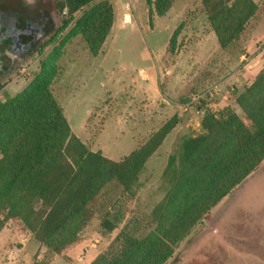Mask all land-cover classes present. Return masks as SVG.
I'll use <instances>...</instances> for the list:
<instances>
[{"label": "rangeland", "instance_id": "rangeland-1", "mask_svg": "<svg viewBox=\"0 0 264 264\" xmlns=\"http://www.w3.org/2000/svg\"><path fill=\"white\" fill-rule=\"evenodd\" d=\"M99 1L92 0L84 10ZM105 1L112 7V23L95 56L72 31L81 11L72 19L65 14V24L62 21L37 46H28L17 65L0 77V102L26 89L42 63L52 59L55 73L49 90L70 131L88 149L115 161L174 118L175 125L145 161L135 196L116 198L115 208L125 221L147 214L162 197L167 156L183 136L201 132L204 108L218 111L227 106L241 115L233 95L241 86L236 88L230 77L247 63L245 46L251 36L255 50L264 51V6L262 0H252L253 15L221 48L201 0H170L160 16L153 0ZM0 11L10 22L15 18L12 9ZM207 88L211 97L191 101L192 94ZM120 226L101 237L96 219H91L63 260L32 239L16 218L8 219L0 230V264H88ZM164 264H264V160L193 226Z\"/></svg>", "mask_w": 264, "mask_h": 264}, {"label": "trees", "instance_id": "trees-1", "mask_svg": "<svg viewBox=\"0 0 264 264\" xmlns=\"http://www.w3.org/2000/svg\"><path fill=\"white\" fill-rule=\"evenodd\" d=\"M91 1L62 0L61 7H66L69 19L81 11L72 31L95 56L113 13L105 0L84 10ZM201 3L221 48L238 36L256 9L252 0ZM152 5L160 16L170 0H153ZM175 35L173 31L168 39L170 50ZM54 73L52 59L44 61L26 89L0 102V230L6 220L16 218L32 239L63 260L94 218L101 237L121 226L88 264H164L193 226L264 160L261 70L233 93L241 115L227 106L202 110L201 132L183 136L167 156L162 197L147 214L124 221L115 208L117 196H135L145 161L176 121L164 122L120 160L109 159L70 131L49 90Z\"/></svg>", "mask_w": 264, "mask_h": 264}, {"label": "flooded vegetation", "instance_id": "flooded-vegetation-1", "mask_svg": "<svg viewBox=\"0 0 264 264\" xmlns=\"http://www.w3.org/2000/svg\"><path fill=\"white\" fill-rule=\"evenodd\" d=\"M61 1H0V9H12L16 13L11 22L0 27V77L17 65L28 46H37L43 37L59 28L66 14ZM59 21L60 24L57 23Z\"/></svg>", "mask_w": 264, "mask_h": 264}, {"label": "crops", "instance_id": "crops-1", "mask_svg": "<svg viewBox=\"0 0 264 264\" xmlns=\"http://www.w3.org/2000/svg\"><path fill=\"white\" fill-rule=\"evenodd\" d=\"M254 37L251 36L245 46V55L249 58L239 71L231 75L230 81L238 86L247 85L252 78L260 71L264 70V51L262 48L255 50ZM241 57H244L241 55Z\"/></svg>", "mask_w": 264, "mask_h": 264}, {"label": "built area", "instance_id": "built-area-1", "mask_svg": "<svg viewBox=\"0 0 264 264\" xmlns=\"http://www.w3.org/2000/svg\"><path fill=\"white\" fill-rule=\"evenodd\" d=\"M212 96V89L211 88H207L206 90H203L199 93H195L191 95V101H199L200 99L205 98H209Z\"/></svg>", "mask_w": 264, "mask_h": 264}, {"label": "water", "instance_id": "water-1", "mask_svg": "<svg viewBox=\"0 0 264 264\" xmlns=\"http://www.w3.org/2000/svg\"><path fill=\"white\" fill-rule=\"evenodd\" d=\"M9 15L7 13L0 11V27H5L6 23H9L10 20L8 21Z\"/></svg>", "mask_w": 264, "mask_h": 264}]
</instances>
